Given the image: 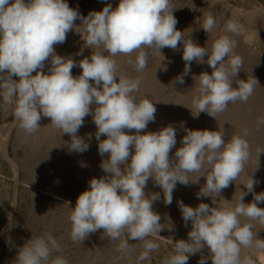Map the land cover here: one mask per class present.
I'll return each mask as SVG.
<instances>
[{
  "label": "clouds",
  "instance_id": "obj_1",
  "mask_svg": "<svg viewBox=\"0 0 264 264\" xmlns=\"http://www.w3.org/2000/svg\"><path fill=\"white\" fill-rule=\"evenodd\" d=\"M173 9L171 0H118L115 8L106 4L82 16L67 0H0V98L13 105L19 127L29 135L39 131L42 116L50 118L60 134L71 137L70 149L74 152L82 153L89 147L77 133L84 118L92 115L98 153L108 156L100 164L106 175L91 178L89 188L79 193L75 205L69 207L74 242L82 243L90 233L103 229L105 237L121 241L117 251L124 256L135 251L129 240L141 241L136 264L150 261L151 253L159 248L155 236L162 226L160 216L152 209L159 194L146 196L144 191L148 180L156 182L163 191L164 203L171 205L177 183H199L203 176L205 184L198 198H211L215 206L201 202L193 208L178 202L182 220L190 222L191 228L187 240L174 242L173 253L163 264H187L189 255L205 246L212 264H255L251 256L241 255L242 248L253 244L264 250V239L252 231V224L241 220H256L264 226V208L257 206L264 202V192H253L257 181L250 176L246 182L240 181L249 158L247 130L225 140L220 130L185 129L175 160H170L169 153L176 145L174 127L144 131L149 122L155 121L157 110L148 98L137 99L134 95L139 92V79L118 72L114 59L118 54L129 56L128 63L142 72L150 54L162 56L161 49L175 50L183 43L184 75L190 73L193 61L206 62L212 69L211 74L193 76L197 85L195 111L191 110L194 117L206 112L216 119L229 103L248 101L258 82L238 79L243 59L234 51L235 41L228 35H215L217 21L211 13L205 15L201 25L208 37L212 34L210 45L194 43L190 32L185 39V31L176 28ZM71 30L80 34L84 47L91 49L90 57L78 64L71 57L57 55L54 49V45L66 41ZM224 32L238 33L237 23L227 21ZM49 60L45 73L44 62ZM77 66L81 73L74 77L72 69ZM174 83L183 84L184 76H177ZM90 105H95L94 110ZM258 123L264 124V118ZM125 129L135 130V134ZM189 173L197 175L189 178ZM237 181L247 191H240L235 203L224 199L225 203L218 204L222 190ZM249 192L253 193V202L246 204L244 196ZM61 251L50 234L32 236L19 247L14 262L69 264L63 255L51 258L53 252ZM199 264H205L203 257Z\"/></svg>",
  "mask_w": 264,
  "mask_h": 264
},
{
  "label": "rangeland",
  "instance_id": "obj_2",
  "mask_svg": "<svg viewBox=\"0 0 264 264\" xmlns=\"http://www.w3.org/2000/svg\"><path fill=\"white\" fill-rule=\"evenodd\" d=\"M67 3L82 16H87L91 11L101 10L106 4H111L115 8L118 0H67ZM171 7H174L173 15L178 21L176 28L181 32L185 31V39L188 38V32H190V39L194 43L201 47H208L211 43L212 34H209L208 37L201 25L205 15L211 13L217 21V27L214 30L215 35L217 37L228 35L235 41V53L249 59L243 61L244 68H247L246 73L264 69V0H171ZM229 20L236 22L241 31L235 34L225 33L224 27ZM75 23L81 30L83 29V25H79V20ZM244 31L256 33L247 42V45L244 44L245 39L242 35V32L245 33ZM54 49L57 55L71 57L77 64L82 58L90 57L91 54V49L83 46V40L75 30L69 31L66 41L54 45ZM149 51L151 52V50ZM182 51L183 43L179 44L175 50L171 48L161 49L163 59L158 53L150 54L147 67L140 73L128 63L129 56L118 54L114 57L120 74L140 80L139 92L134 93L137 99L148 98L157 110L155 121L149 122L144 131H156L166 125L174 127L176 145L169 153L170 160L173 161L175 160L174 153L181 146L182 138L186 134L185 129H210L226 133L228 127H232L235 130L234 135L240 134L243 129L245 130L244 126L246 125L243 119L237 118L240 115V107L244 111L247 108L246 111L249 112L247 115L257 112L258 118H264L262 115L264 114V107L256 111L254 104L250 101L244 103L239 100L236 103L237 109L232 110V115L227 119L221 118V113H218L216 119L212 117V121L207 122L205 119L206 112H201L198 117H194L192 114V111H195L193 99L197 85L194 83L193 76L199 75L201 72L211 74L212 69L206 62L200 64L193 61L190 65V73L184 75L185 65L182 59ZM77 53L81 54L78 55ZM135 56L136 53H133L131 58L134 59ZM49 67L50 60L45 61L42 71L47 73ZM79 70L81 69L78 66L74 67L72 75L78 76ZM239 72L241 75H246L242 70ZM181 75L184 76V83L172 84L176 77ZM13 78L18 79V77ZM234 82L236 80H233ZM256 92L259 98L264 101V86L259 87ZM94 107L95 105H90L93 110ZM45 119L46 117L42 116L39 123ZM256 124L258 121L249 125L252 135L259 134L260 141H264V124L262 128H258ZM246 127L248 126L246 125ZM19 128V122L13 115V105L5 104L0 98V264H15L14 260L19 247L32 236L45 234H50L61 246L62 251L60 253L53 252L52 259L57 255H63L69 264H136V258L142 251L141 241L129 240V244L135 246V251L129 256H124L117 251L121 241L108 239L104 236L103 229L90 233L82 243L74 242L70 236L71 209L69 207L74 206L78 194L90 186L89 183H82V177L94 175L100 170L103 171L100 164L102 160L108 158L107 154L101 157L98 153V141L95 138L97 127L93 122L92 115L84 118L83 126L77 133L89 145L87 151L82 153L71 151V137L67 134L65 139L61 140L59 138L39 140L37 135L39 132L31 135L26 133L21 145L28 142V145L41 147L40 152H44L41 153L43 154L41 159H33L30 162V156H24L19 150L20 145L15 142ZM125 131L129 134H135V130L125 129ZM90 136L91 139H89ZM104 138L103 135L100 137L101 140ZM224 139L230 138L224 135ZM37 141L38 143L35 145L34 142ZM249 144L252 145L253 143ZM130 151H132L131 148ZM262 155L263 157L255 159L253 155L249 154L244 172H249L250 177L261 173L262 167H264V153ZM256 160L260 164L254 163ZM47 161L48 164H51L50 167L40 166V162L44 166ZM253 169L258 170L251 171ZM41 175L57 176L54 186L47 189L40 187L36 178ZM105 175L106 173L103 171L100 177ZM188 175L189 178L196 176L192 173ZM204 184L205 181H202L201 176L199 183L189 182L187 186L177 183L175 193L174 191L172 193V203L166 205L162 189L153 179L148 180L144 190L146 196L156 193L160 197L152 202V209L161 218L162 230L155 236V240L159 244L158 250L152 252L151 260L144 261L143 264H163V260L173 253L174 242L180 239H188L191 223L182 220L178 202L183 201L184 204L193 208L201 202L210 206L209 201H201V198L190 204L191 196H193L192 191H195L194 189L197 187L201 189ZM232 188L237 189L236 182L231 183L220 194L227 193ZM261 190V185H259L254 193ZM244 203L247 204V201ZM260 203L257 204L258 207H261ZM241 220L252 224V231L257 234L258 238L264 239V226L258 221L243 217ZM258 251L260 250L255 248V244H253L250 248H242L241 255L242 257L244 255L251 256L255 264H264V250H262L263 259L260 258ZM201 257L204 258L205 264H212L206 246L196 254L189 255L187 264H199Z\"/></svg>",
  "mask_w": 264,
  "mask_h": 264
},
{
  "label": "bare ground",
  "instance_id": "obj_3",
  "mask_svg": "<svg viewBox=\"0 0 264 264\" xmlns=\"http://www.w3.org/2000/svg\"><path fill=\"white\" fill-rule=\"evenodd\" d=\"M239 31H241V30H239ZM255 34L256 33L253 32V31H248V32H245V33L242 32V35H243V37L245 39L244 44L247 45V42H249V40L252 39ZM240 57H242L243 61L249 60L248 58H244L243 56H240ZM241 70L244 71L246 75H241L240 72H239V74H238L239 78L238 79H241V80H247V79L248 80H252V79H255L258 82V84L255 85L253 94L250 96L248 101H250V103L254 104V109H256V111H259L262 107H264V101L259 98V95L257 94L256 91H257V89L259 87H261V86L263 87L264 86V69H259L258 71H253V72L247 74L246 73L247 72V68H244V65H243V68H241ZM78 72L81 73V70H79ZM236 86H237V84H236V82H234L233 83V87H236ZM137 95L139 96V93ZM236 103H237V101L229 103L227 109L224 112L221 113L220 117L223 118V119H227L228 117H230L232 115L231 114L232 110L237 109L236 108ZM246 110H247V108L244 111L240 107V110H239V114L240 115H238L237 118L243 119V121L248 126V127H246V125L244 126L245 130H247V132H248V135H247L246 139L248 141V144L249 143H253L252 145L249 144V154L253 155V157L255 159L261 158V157H263L262 154L264 153V150H262V149H264V141H260L261 137H260L259 134L252 135V130L250 129V126H249V125H251L252 122L255 123L256 121L260 120V118H258L259 114L257 112H255L254 114L247 115L249 112H247ZM250 113H251V111H250ZM262 115H264V114H262ZM211 118H212V116H210V115H208L206 113V117H205L206 121L207 122L212 121ZM40 124L41 125L45 124V125L43 127L39 128V131H38L39 133L36 132V133H38L37 135H38V139L39 140H43L44 138H51V139L59 138L60 140L61 139H65L66 134H64V133L60 134V129L56 128L55 126H53L51 124L50 118L46 117V119L44 121H42ZM256 126L258 128H262L263 124H259L258 123V124H256ZM228 128L229 129H227V131H226V133H224V135H225V137L230 138L232 135L235 134V133H233L235 130L232 127H228ZM25 135H26V132L24 130H22L21 128H19L17 130L15 142H18L17 145H20L19 146V150L21 151V153L24 156L29 155L30 156V162L33 159H35V160L41 159V157L43 155L41 153H44V152H40L41 151L40 150L41 147L31 146V144L28 145V142H24L21 145V141L23 140ZM38 141L34 142V144L36 145L38 143ZM260 150H262V151H260ZM34 156H36V157H34ZM254 163H259V161L257 162V160H256V162L254 161ZM49 165L51 166L50 163L48 164V161L46 163H44V166L40 162V166L41 167L48 168V167H50ZM262 165H263V162H262ZM256 170H258V169H253L251 171H256ZM102 173H103L102 170L97 171V173H95L94 175L82 177L81 181H82L83 184L84 183H89L91 178L100 177ZM248 173L249 172H246V173L242 172L241 176H240V181L246 182L248 177H249ZM192 175H197V173H192ZM190 177H192V176H190ZM201 178H202V181H205V178L203 176H201ZM251 178L254 179L255 181H257V183L254 185L253 192L257 191V187H259V185H261V189L262 190L259 191V192H256V193L259 194L261 192H264V167H262V171H261L260 174H257V175H255V176H253ZM56 180H57V176H53V175L51 177H47L46 175H41L40 177L36 178V182L39 184V186L42 187V188H45V189H47L50 186H54ZM240 181L236 182L237 183V189L236 190H234V188H232L229 192H227V193L224 192L223 194H220L221 197H217V199H218L217 203H225L224 199H227V200H231L232 199L231 202L235 203L236 202V197L238 196L239 192L240 191H245V192L247 191L244 188L243 184H238ZM194 190L195 191H192V193H191V194H193V196H191V203L190 204H192L193 201H197L198 193L200 192V187H197ZM174 193H175V189H174ZM234 193H235V195H234ZM199 198H201V201H203V200L209 201L210 204H211L210 207H212L214 205L212 203V199L211 198H208V197H199ZM244 201H247V203L253 202V193L252 192L247 193V195L244 196ZM260 204H261V208H264V202H261ZM150 238H152V237H150ZM258 254H259L260 258L263 259L262 250L258 251Z\"/></svg>",
  "mask_w": 264,
  "mask_h": 264
}]
</instances>
